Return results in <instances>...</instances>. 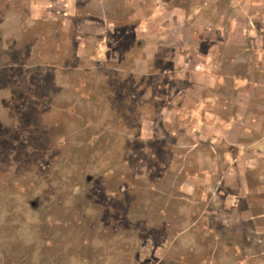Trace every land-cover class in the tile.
Wrapping results in <instances>:
<instances>
[{
    "label": "rangeland",
    "instance_id": "rangeland-1",
    "mask_svg": "<svg viewBox=\"0 0 264 264\" xmlns=\"http://www.w3.org/2000/svg\"><path fill=\"white\" fill-rule=\"evenodd\" d=\"M0 85V264H261L264 0H0Z\"/></svg>",
    "mask_w": 264,
    "mask_h": 264
},
{
    "label": "crops",
    "instance_id": "crops-1",
    "mask_svg": "<svg viewBox=\"0 0 264 264\" xmlns=\"http://www.w3.org/2000/svg\"><path fill=\"white\" fill-rule=\"evenodd\" d=\"M224 125H223V124ZM203 126L205 127H211L210 125H205L203 121H199L198 123L195 124L194 127H192V132H195L197 130V128H202ZM224 127V128H223ZM230 124L229 123H225V122H221L218 121V125L217 126H212L211 131V135H213V140L212 141H217L219 139V135H226L228 134V130L230 128ZM223 128V130H222ZM206 130H203V133ZM209 131V130H207ZM209 131V132H210ZM218 143H221L218 142ZM252 146H255L254 141L251 143H248L247 145V149H251V153L249 154V150H245V146L243 145H237V150L239 148L240 151H237V154L240 153L242 154V157H244L245 161L247 164H250L252 162H255L257 160L256 157H254V155L258 154L256 152V150L254 148H252ZM211 150L215 153V147L214 144H210ZM249 147V148H248ZM238 159L234 158L232 159V162H236ZM230 172L228 174H230V176H234V179L239 181L241 179H243L242 177H240V168H236V167H232L230 170ZM227 174V175H228ZM197 181V183H201L205 182V177H195L194 175L191 177H187L185 179V181L181 184L180 186V191L181 193H184L186 195V197L190 198L193 194L194 191V181ZM199 193H202V195L198 198L202 199V196L204 194V189L203 190H199ZM261 190H259L260 192ZM249 192V191H248ZM184 194H181L182 197ZM237 195L236 194H232V198H235ZM264 202L260 203V211H258L255 215H249L245 216L246 214H243V212H247V211H242L241 208H238L237 206H234L232 208L228 209V213L231 212H236L238 214L242 213L241 219H249L250 221L255 220V219H260V218H264ZM220 211V210H219ZM222 212H226V211H222ZM233 222L227 224L226 226L229 227L230 229V234L233 233V240L229 242L230 244V249L232 251V255L236 260H250L256 257V259L261 263L264 264V226H259V225H248L247 223L244 224V226H246V228L243 225V222H240L239 225L235 224L234 229L232 228ZM232 226V227H231ZM239 226V227H238ZM242 226V229L240 228ZM223 227V226H222ZM244 229V230H243ZM239 238V239H238ZM256 241V242H255ZM254 243H260L262 244V246L259 249L258 253H247L246 250L249 248L248 244H254ZM247 246V247H245ZM242 255H244L243 257H241ZM252 261V260H250Z\"/></svg>",
    "mask_w": 264,
    "mask_h": 264
},
{
    "label": "flooded vegetation",
    "instance_id": "flooded-vegetation-1",
    "mask_svg": "<svg viewBox=\"0 0 264 264\" xmlns=\"http://www.w3.org/2000/svg\"><path fill=\"white\" fill-rule=\"evenodd\" d=\"M0 89H2V90H7V91H9L11 94H12V91H13V89L12 88H10V89H8L7 87H4V86H2V85H0ZM73 106V105H72ZM102 106H104L103 105V103H102ZM75 108H76V105L74 106ZM106 110L108 109L109 110V107H108V105L106 104ZM74 108V109H75ZM74 109H73V111H74ZM56 111V110H55ZM13 112H14V110H13ZM93 136H95V134L93 135ZM86 182L88 183V182H91L92 181V176H87L86 177ZM180 193V192H179ZM39 206V204L36 202V201H30L29 202V208L30 209H34V210H38V207Z\"/></svg>",
    "mask_w": 264,
    "mask_h": 264
}]
</instances>
